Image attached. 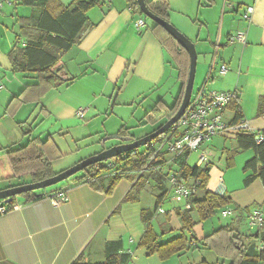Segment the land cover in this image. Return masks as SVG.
<instances>
[{
    "label": "crops",
    "instance_id": "crops-1",
    "mask_svg": "<svg viewBox=\"0 0 264 264\" xmlns=\"http://www.w3.org/2000/svg\"><path fill=\"white\" fill-rule=\"evenodd\" d=\"M57 1L63 6L73 2ZM98 1L86 12L94 26L78 45H73L60 55L65 69L61 73H65L63 77L67 82L51 89L38 101L22 104L13 115L5 113L7 102L33 80L24 73L12 72L8 54L14 45L15 35L19 33L18 18L37 16L40 10L37 7L23 6L19 0H10V3L0 7V69H4L3 76L0 73V80L4 82V78L9 79L7 83L4 82L5 91H0L4 104L0 111V190L31 182V179L13 180L12 170L4 154L6 148L23 144L27 140L22 132L23 127L32 128L33 137L44 139L50 136L64 155L66 152H63L61 142L64 137L71 136L72 124L78 118L75 112L79 108L85 110L84 118L89 114L90 119L82 125H86L82 128L83 136L101 133L108 136L113 132L117 133L118 129L109 128L118 117L120 121L125 105L137 103L143 106L151 93L160 91L167 78L175 77L179 84L174 61L159 39L162 34L158 29V35L152 30L154 21L143 14L134 13L126 0ZM168 2V22L195 46L201 41L202 85L205 84L210 90L237 92L236 99L225 110V118L233 121L236 113L240 112V117L246 119L250 126L260 129V116L264 114V0H215L212 5H206L204 0ZM246 6L253 7L247 21L241 16ZM140 16L144 18L145 26L137 30L133 23ZM237 31L245 32V43L229 41V36ZM25 40L26 37L21 39V46L25 44ZM222 64L227 66L223 74L220 73ZM180 86L181 84L176 88L171 101L159 96L151 105L144 107V113L159 99L172 105ZM115 105H119L116 111L113 108ZM109 111L114 117L110 126L107 124L109 120H106ZM100 116L105 118H102V122H96V118ZM92 126L94 130H90ZM151 132L153 129L134 135L127 129L124 135L134 140ZM233 139L235 142L234 137ZM119 143L121 142L91 148L86 156ZM235 146L236 143L234 148ZM203 149L209 151L206 144L202 145ZM241 155L243 158L235 162L234 172L228 174L227 182L222 186L223 192L231 199V203L225 208L233 210L229 226L237 231L247 252L257 254L256 246H262L264 250V225L261 228L250 227L247 214L253 209H261L259 206L264 209V184L255 179L244 185V179L251 174L250 170H244V165L253 158L254 153L252 149H246ZM76 162H79L78 159L65 163L58 172ZM210 164L211 162L209 167ZM52 171L57 172L53 164ZM214 172L219 175L218 182L222 181V175H226L218 168ZM151 175L153 174L148 173L144 190L141 189L137 196L138 204L142 200V192L149 189L148 203L139 205L138 223L133 229L128 228L126 233L124 231L118 236L110 232L109 223L115 213H119L116 216L123 215L126 198L129 194L133 195V182L123 177L111 193L104 192L112 177V169L96 179L99 189L87 182L76 183L71 178L64 184L45 189L46 195L38 200L27 202L23 196L16 197L10 210H6L7 203L0 201V208L5 209L0 212V264H72L79 256H82L85 264L99 263L105 257V244L115 240L122 242L124 252L132 255L133 246H137L145 255V250L138 245L144 231L141 212L152 211L160 194ZM26 176L30 178L29 175ZM218 182L214 187L207 185L206 188L215 192ZM167 185L166 182V188ZM57 190H66L68 199L55 205L49 196ZM166 196L167 193L159 206L164 208V203L169 202L170 208L161 214L155 211L150 217L151 226L159 235L160 242L183 233L180 218L175 214L179 208ZM195 196L202 198L204 190H197ZM192 215L197 223L188 232V238L193 239L196 244L166 260H161L156 254L149 256L148 258L153 257L154 264H166L173 257L182 264H207L201 256L189 257L188 254L199 248L198 241L207 235L203 223ZM121 217L124 221V217ZM154 218L157 220L156 225L153 224ZM244 218L247 228L242 227ZM214 229L216 227L212 230ZM165 232H168V236ZM243 236H248L249 239L244 240ZM220 264H230V260L229 263L222 260ZM260 264H264V261Z\"/></svg>",
    "mask_w": 264,
    "mask_h": 264
},
{
    "label": "trees",
    "instance_id": "trees-1",
    "mask_svg": "<svg viewBox=\"0 0 264 264\" xmlns=\"http://www.w3.org/2000/svg\"><path fill=\"white\" fill-rule=\"evenodd\" d=\"M134 13L142 14L137 0H126ZM150 12L168 21L169 10L168 0H144ZM215 0H204L206 5H212ZM98 0H73L68 6H63L57 0H19L23 6L37 7L40 13L37 16L20 17L19 33L15 35L14 45L8 54V59L12 72L24 73L33 82L24 86L17 94L13 95L5 106V113L13 115L24 103L38 101L45 93L51 89L67 82L63 77L65 73H60L63 61L61 54L69 50L73 45H78L85 35L94 26V23L86 16V12L92 8ZM162 35L159 39L163 47L172 57L177 69V78L180 81V91L172 105H167L162 100H157L154 105L145 112V118L150 123L160 119H169L178 109L186 85L189 70V55L178 42L160 25L153 22L152 30L158 35L156 30ZM26 37L25 44L21 46V39ZM73 79V78H71ZM70 79V80H71ZM237 112L233 121L240 118ZM161 126V125H160ZM159 126V127H160ZM32 128L23 127V135L27 140L23 144H18L5 149L4 154L12 170L13 178L26 175L30 176L31 182L43 180L54 175L52 171V160L62 156L60 150L50 136L44 139L31 136ZM127 129H120L118 135L125 138ZM163 134L151 140H159ZM236 146L233 149H224L226 153L225 164L227 167L233 163L234 155L242 150L252 149L254 156L244 165V170H250L251 174L244 179V185L259 179L264 184V131L263 140L256 142L253 135L238 134L235 137ZM150 150L144 147L135 148L125 152L112 161L116 171L110 178L106 193H111L116 183L123 177L133 182L132 194L127 196V200L136 201L138 193L144 188L148 173L157 175L159 171H149L138 175L144 168ZM186 157L176 160V168L185 177H196L200 179L198 190H204V196H197L191 199V206L186 210H176L175 214L180 218L181 228L191 232L197 221L193 218L196 213L198 221H203L212 216L216 210L228 207L231 203L229 196L213 192L206 188L209 179V166L200 167L194 164L189 165ZM104 162H97L88 165L83 170L72 175L75 182H87L98 188L96 179L105 171L111 169ZM155 165L158 162L154 163ZM175 166L169 165L163 169H170ZM162 169V170H163ZM119 170V171H117ZM160 170V171H162ZM166 174V171H165ZM160 194L155 200L152 211L142 210L141 221L144 227L143 234L139 240V247L145 250L146 256L156 254L161 260H166L173 255L179 254L188 247L196 244L193 239H189L183 233L166 242L159 241V235L154 231L150 223L152 213L156 211L167 193L165 186L158 185ZM99 189V188H98ZM42 195H37L34 191L24 192L18 196H23L26 201H35L46 195L45 189L39 190ZM16 196V197H18ZM6 204V210L12 209L14 200ZM1 201V200H0ZM237 231L229 225L219 227L211 233L205 235L198 242H203L208 249H213L219 257L227 258L230 264H260L264 261V250H256L257 254L247 252L245 245L241 242ZM264 241V239H263ZM104 260L99 263L86 264H127L130 260V253L124 252L120 240L108 241L104 248ZM72 264H85L82 256H79Z\"/></svg>",
    "mask_w": 264,
    "mask_h": 264
},
{
    "label": "built area",
    "instance_id": "built-area-1",
    "mask_svg": "<svg viewBox=\"0 0 264 264\" xmlns=\"http://www.w3.org/2000/svg\"><path fill=\"white\" fill-rule=\"evenodd\" d=\"M5 2L10 3V0H5ZM2 5L0 1V7ZM252 12L253 7L246 6L241 16L247 21ZM133 25L137 30L143 28L145 26L144 18L142 16L136 18ZM229 41L245 43V32L237 31L231 34ZM226 70L227 66L222 64L220 66V73L223 74ZM236 97V90H210L206 88L205 84L200 86L196 91L192 90L189 102L179 119L163 133V136L159 140L155 142L150 141L142 145L144 148L149 149L150 152L146 165L138 172V175L149 171H160L169 165L175 166L166 171L168 183L166 198L174 202L180 210L190 208L191 199L198 190L200 179L185 177L180 170H177L176 160L187 156L186 161L188 162L192 153L199 152L195 164L200 167L207 166L211 162L212 154L206 149L202 150V145L216 136L235 138L238 134H248L253 135L256 142L263 140L264 114L260 116L262 122L260 129L250 126L249 122L243 117H240L236 121H228L225 118L224 113L228 104L236 99ZM75 115L78 118H84L85 110L79 108L75 112ZM155 162H158V164L155 165ZM105 164L112 169V175H114L116 171L111 160L106 161ZM222 186V181H219L215 192L224 194ZM49 197L55 205L68 199L66 190H57ZM4 210L3 207L0 208V212ZM156 213H165V209L159 206L156 209ZM232 214L233 210L230 208H224L221 212L222 217L232 216ZM247 217L250 227L261 228L264 225V213L261 209L249 211ZM256 250H262V246H256Z\"/></svg>",
    "mask_w": 264,
    "mask_h": 264
},
{
    "label": "rangeland",
    "instance_id": "rangeland-1",
    "mask_svg": "<svg viewBox=\"0 0 264 264\" xmlns=\"http://www.w3.org/2000/svg\"><path fill=\"white\" fill-rule=\"evenodd\" d=\"M0 1L3 4L1 7L6 5L5 0H0ZM195 49H196V53H197V62H196L193 91H196L202 85L201 74H200V70H201V41L196 44ZM2 72H4L3 68L0 69L1 76H3ZM7 73L11 74V72H7ZM8 76H11V75H8ZM3 80L5 83H7V81L9 79L4 78ZM4 82H2V80H0V91L1 92L5 91ZM2 84H3V87L1 86ZM179 84H180V82H179ZM179 84L176 83L175 77L167 78L165 85L160 89V91H156L154 93H151L150 96L147 97V100L144 102L143 106H141L140 104H137V103H133L131 105H125L123 108L124 110L122 109L123 110L122 111L123 116L120 118V121H118L119 120V117H118L115 124H113L111 126H110V124L114 120V117L111 116L110 111H109V113H108L109 116L106 117L107 118L106 120H109V121H107L108 123L106 122L108 124V126H110L109 129H111V128L118 129L117 133L120 129H128L134 135H141L143 133V131H145V130H151V129H153V131L156 130L167 119L166 118L160 119L159 121H156L154 123L148 122L147 118H145V116H144L145 115L144 107L146 108L148 105H151L153 103V101L155 99H157L159 96L164 97L165 100H167V101H171V97L176 94V91H177L176 88H179L178 87ZM2 107L4 108V104H3V100L0 98V111H2ZM113 108L116 111L119 108V105H115V107H113ZM109 109L111 110V104H109ZM88 118H89V114L84 119L77 118V120L74 122L75 124L74 123L72 124L71 136L64 137L63 142L60 141L61 146H62V150H63V152H66V153L64 155H62L61 157L52 160L53 167L57 171L54 174L59 173L58 171H60L59 170L60 167L65 165V163H69V162L77 160V159H78V161H81V160L89 157L86 155H88L91 152V150H90L91 148L97 149L99 147H106V146L110 145L111 143L120 142V140H117V139H106L112 135L117 134L114 132L112 134H109L108 136H105V134H102V133L100 135L95 134V135H91V136H83L84 132H82V130H83L82 128L85 127L86 125H84V126H82V125L86 124L87 121L90 120ZM102 118H105V117L100 116V117L96 118L95 121L96 122H99V121L102 122ZM122 125H124V126H122ZM112 126H114V127H112ZM126 126H128V127H126ZM91 129L94 130L95 128L92 126L90 128V130ZM126 137H128V136H126ZM123 143H125V142H123ZM205 144H206V146H208L209 151L212 154V156H211L212 160H211V164L209 167V168H211V167L212 168H211V172L209 175L207 185H209L210 187H214L215 183L218 182V176L219 175H218V173L215 174V172H214V170L217 171V168H218L222 172L226 173L225 176L222 175V177H221L222 185L225 186V183L227 182L226 177L228 176V174H232L234 172L235 166H236L234 164L237 160H239V159L241 160L243 158V155H241V154L245 150L237 152L233 157L232 165L227 167L225 164L226 153L224 152V149L230 150V149L234 148L235 142H234L233 137H229V136L214 137L210 141L204 142V145ZM113 145H115V144H113ZM142 147L143 146H141V148ZM198 153L199 152H194L190 155L189 160H188L190 166H193L196 163ZM115 159H117V157H114L111 160L116 161ZM76 163H78V162H76ZM165 171H167V170L163 169L162 171H159V173L157 175H155V174L151 175L152 180H154V183L156 184L155 186H157V187H158V185L165 186V183L167 182V177H166ZM71 177H69L68 179H71ZM19 179L22 181V180H29L30 178L28 176H23V177H19V178H14L13 180H19ZM68 179L61 181L55 185L49 186L46 189H50L56 185L64 184L68 181ZM147 188H149V187H147ZM147 191L142 192V200L138 204H137V201L136 202L135 201H129V200L125 201L126 204L124 205L123 215H121L124 217V221L122 220L123 218L121 216H116V215H119L118 212L115 213L113 219L109 223L110 232H112V233H114V235L118 236L119 233H122L124 231L126 233L128 228L133 229L134 226H136V224L138 223L139 205L141 203L143 205H145L149 201L148 200L149 193ZM257 206H259V205H256V207ZM252 207H250V208H252ZM259 207L264 212V209H262V206H259ZM169 208H170V203L165 202L164 203V209H169ZM223 209L216 210L212 216L201 221V223H203V225H204V230H205L206 234L211 233L212 231L218 229L219 227L226 226L229 224L231 225L233 215L227 216V217H222L221 212ZM193 214H194L195 218H197L196 213L193 212ZM197 220H198V218H197ZM156 223H157V220L154 218L153 224L156 225ZM215 227H216V229L212 230ZM242 227L247 228L246 218H244V220H243V226ZM182 230H181V232H183L184 235L189 237L188 231H185V230L182 231ZM164 234L168 236V232H165ZM163 239H165V238H163ZM243 239L246 240V239H249V237L243 236ZM198 243H199L198 244L199 248H195L194 250H191L188 253L189 257L201 256V259H205L207 261V264H220L222 260H224L226 263H229V260H225L224 258L219 257V255L213 249H208V247L206 245H204L202 241L198 242ZM132 251H133V254L131 255V258H130L128 264H154L155 263V261H152L153 257L148 258V256L144 255L141 250L137 249V246H136V248H135V246H133ZM154 258H156V260H157V257H154ZM166 264H182V263H180L177 258L173 257V259H170Z\"/></svg>",
    "mask_w": 264,
    "mask_h": 264
},
{
    "label": "water",
    "instance_id": "water-1",
    "mask_svg": "<svg viewBox=\"0 0 264 264\" xmlns=\"http://www.w3.org/2000/svg\"><path fill=\"white\" fill-rule=\"evenodd\" d=\"M137 2L141 10V13L147 18L157 23L158 25H160L164 30H166L178 42V44L187 51L189 55L188 77H187L186 85L184 88L183 97H182L181 103L177 111L169 119H167L159 128H157L153 132L141 138L133 140L131 137L123 138L118 134L112 135L107 139H117V140H120L121 143L105 148L101 150L100 152L93 154L79 161L73 166L57 174H54L51 177H48V178H45L43 180L36 181V182H29V183H25L22 185L1 189L0 190V200L3 201V203L11 202L14 197L24 192H28V191H34L37 195H42L43 194L42 192L37 193V191L46 189L49 186H52L61 181L67 180L69 177L83 170L85 167H87L90 164L108 161L114 157H118L119 155L125 152L138 148L144 145L145 143L150 142L151 140L156 138L158 135L166 132L169 129V127L172 124H174L179 119V117L183 114L185 107L187 106L189 102V99H190V96L193 90L196 62H197V53H196L195 45L189 38H187L183 33H181L171 23H169L168 21L150 12L144 0H137ZM64 70L65 69L62 67L61 70L58 71V75Z\"/></svg>",
    "mask_w": 264,
    "mask_h": 264
}]
</instances>
